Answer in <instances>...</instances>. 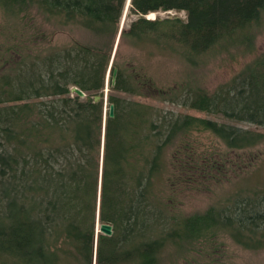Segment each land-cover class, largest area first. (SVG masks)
I'll use <instances>...</instances> for the list:
<instances>
[{
  "label": "trees",
  "instance_id": "1",
  "mask_svg": "<svg viewBox=\"0 0 264 264\" xmlns=\"http://www.w3.org/2000/svg\"><path fill=\"white\" fill-rule=\"evenodd\" d=\"M0 1L16 22L35 12L92 35L42 51L34 50L38 35L21 29L0 42V264H174L201 241L211 246L224 236L264 251V191L199 214L182 207L197 178L224 166L193 159L192 132L213 133L229 152L264 143V54L212 94L190 90L185 107L224 122L117 95H141L117 61L123 42L179 45L194 64L239 38L253 47L264 0H132V14L185 11L187 21L138 19L122 31L114 56L126 0ZM98 211L112 236L96 235Z\"/></svg>",
  "mask_w": 264,
  "mask_h": 264
},
{
  "label": "rangeland",
  "instance_id": "2",
  "mask_svg": "<svg viewBox=\"0 0 264 264\" xmlns=\"http://www.w3.org/2000/svg\"><path fill=\"white\" fill-rule=\"evenodd\" d=\"M21 16L23 18L16 22V18L4 8L0 1V42L3 36L13 40L12 32L15 29L25 30L29 39H32V35L34 37L38 35L39 41L34 46L36 51L47 50L50 47H65L75 42L91 41L92 35L80 25L70 23L61 26L56 21H49L35 12ZM187 17L185 11H160L155 13L154 19L180 18L187 21ZM136 20L138 15L132 14L130 10L124 21L121 17L112 56L116 54L122 31L129 28ZM241 42L239 38L238 42H234L227 51H213L197 56L195 64L185 58L186 52L179 45L174 49L161 50L150 43L135 45L130 41L123 42L117 61L120 65H124L128 73L134 75L133 81H139L141 95L133 96L125 93H117V95L127 101H139L167 112L173 111L224 122L219 116L190 110L183 103L190 90L199 89L212 94L264 54V17L253 47ZM112 60L113 57L110 64ZM109 75L110 73L107 75L105 87L106 90L108 85V96L110 94ZM104 107L107 111L108 102L106 106L104 103ZM232 124L256 130L254 125L247 123L233 122ZM188 139L194 151L195 161L201 160V164L204 163L203 160L208 163L211 161L213 164L218 162L224 166L218 173L208 172V180L204 178L203 181L197 178L192 183V187L186 193L184 192L182 207L185 212L199 214L210 208L234 204L238 198L256 191H264V143L253 149L229 152L223 142L209 131H194ZM256 155L260 156L251 162L252 157ZM218 240L211 245L219 247L217 251L201 241L202 244H197V251H191L185 258L177 260L174 264H264V251L247 250L227 236Z\"/></svg>",
  "mask_w": 264,
  "mask_h": 264
},
{
  "label": "water",
  "instance_id": "3",
  "mask_svg": "<svg viewBox=\"0 0 264 264\" xmlns=\"http://www.w3.org/2000/svg\"><path fill=\"white\" fill-rule=\"evenodd\" d=\"M131 7H132V0H126L125 5H124V9H123V16H122L123 21L126 19ZM141 18L149 19L148 15H141V14L138 15V19H141ZM122 27H123V25L121 24V29H122ZM120 33H121V30H120ZM115 76H116V72H115L114 77H113V84L115 83ZM71 91H72V93L77 94L81 98L86 97V94L77 87H72ZM108 91L109 90H108V85H107V88L105 90V95L103 97L105 106L107 105V102H108ZM93 99L95 102H99L102 99V97L100 95H96L93 97ZM110 117H114V105L110 106ZM98 233L105 235V236H109V237L112 236L114 233L113 226L111 224H108V223L101 224L99 222V211L97 214L96 235Z\"/></svg>",
  "mask_w": 264,
  "mask_h": 264
},
{
  "label": "bare ground",
  "instance_id": "4",
  "mask_svg": "<svg viewBox=\"0 0 264 264\" xmlns=\"http://www.w3.org/2000/svg\"><path fill=\"white\" fill-rule=\"evenodd\" d=\"M131 9V8H130ZM65 17V16H64ZM148 18L153 20L155 18V13L148 14ZM118 40V39H117ZM117 44V43H116ZM247 66V65H246ZM245 68V67H244ZM106 117V116H105ZM98 213V212H97Z\"/></svg>",
  "mask_w": 264,
  "mask_h": 264
}]
</instances>
